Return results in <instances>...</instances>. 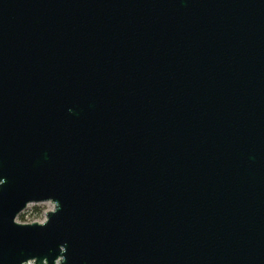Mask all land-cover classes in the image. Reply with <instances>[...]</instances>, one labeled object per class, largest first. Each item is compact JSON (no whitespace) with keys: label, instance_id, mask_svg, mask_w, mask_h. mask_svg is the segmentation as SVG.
Here are the masks:
<instances>
[{"label":"water","instance_id":"water-1","mask_svg":"<svg viewBox=\"0 0 264 264\" xmlns=\"http://www.w3.org/2000/svg\"><path fill=\"white\" fill-rule=\"evenodd\" d=\"M0 264H264V0H0Z\"/></svg>","mask_w":264,"mask_h":264},{"label":"rangeland","instance_id":"rangeland-1","mask_svg":"<svg viewBox=\"0 0 264 264\" xmlns=\"http://www.w3.org/2000/svg\"><path fill=\"white\" fill-rule=\"evenodd\" d=\"M34 207L40 208L41 211L39 213H35ZM52 209H53V204L50 202L28 204L27 207L24 209V211L21 212L16 217V221L22 223L33 222V221L42 222L45 219L46 211ZM21 215H23V218H21Z\"/></svg>","mask_w":264,"mask_h":264},{"label":"trees","instance_id":"trees-1","mask_svg":"<svg viewBox=\"0 0 264 264\" xmlns=\"http://www.w3.org/2000/svg\"><path fill=\"white\" fill-rule=\"evenodd\" d=\"M34 211H35V213H39L41 211V209L38 207H34ZM21 218H23V215H21Z\"/></svg>","mask_w":264,"mask_h":264}]
</instances>
